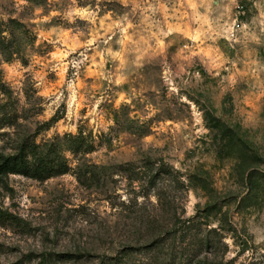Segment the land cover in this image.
<instances>
[{
	"label": "rangeland",
	"instance_id": "374dc122",
	"mask_svg": "<svg viewBox=\"0 0 264 264\" xmlns=\"http://www.w3.org/2000/svg\"><path fill=\"white\" fill-rule=\"evenodd\" d=\"M33 145L68 170L0 175V264H264V0H0Z\"/></svg>",
	"mask_w": 264,
	"mask_h": 264
},
{
	"label": "trees",
	"instance_id": "16d2710c",
	"mask_svg": "<svg viewBox=\"0 0 264 264\" xmlns=\"http://www.w3.org/2000/svg\"><path fill=\"white\" fill-rule=\"evenodd\" d=\"M46 147H21L20 151L13 155L0 152V175L17 174L40 181L66 173L68 164L64 158L57 154L56 149L45 150ZM53 154L54 157L51 158ZM29 155L32 156L31 159Z\"/></svg>",
	"mask_w": 264,
	"mask_h": 264
},
{
	"label": "built area",
	"instance_id": "2783aa9c",
	"mask_svg": "<svg viewBox=\"0 0 264 264\" xmlns=\"http://www.w3.org/2000/svg\"><path fill=\"white\" fill-rule=\"evenodd\" d=\"M237 27H239V25Z\"/></svg>",
	"mask_w": 264,
	"mask_h": 264
}]
</instances>
